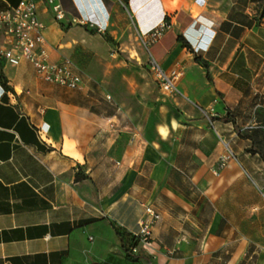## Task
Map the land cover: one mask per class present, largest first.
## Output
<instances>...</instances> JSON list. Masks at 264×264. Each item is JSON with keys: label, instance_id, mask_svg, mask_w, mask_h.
Returning a JSON list of instances; mask_svg holds the SVG:
<instances>
[{"label": "crops", "instance_id": "crops-1", "mask_svg": "<svg viewBox=\"0 0 264 264\" xmlns=\"http://www.w3.org/2000/svg\"><path fill=\"white\" fill-rule=\"evenodd\" d=\"M20 1L0 0V11ZM35 1L50 61L70 60L82 84L0 60V264H264L258 3ZM91 14L102 32L80 23ZM150 59L182 72L177 92L160 88ZM146 208L160 218L151 248L133 253Z\"/></svg>", "mask_w": 264, "mask_h": 264}, {"label": "built area", "instance_id": "built-area-1", "mask_svg": "<svg viewBox=\"0 0 264 264\" xmlns=\"http://www.w3.org/2000/svg\"><path fill=\"white\" fill-rule=\"evenodd\" d=\"M52 10L56 21L64 20L65 13L60 4H54ZM80 23L102 32L101 24L94 14L82 19ZM167 29L168 24L163 19L159 25L143 35L145 38L143 45L149 48L163 37ZM44 30L45 26L38 17V6L35 0H22L15 7L0 11V34L4 36L3 43H0V60L15 67L22 61H27L42 81L73 90L79 89L82 79L74 71L70 60L50 61ZM149 64L160 88L164 91L177 92L175 83L182 72L178 69L164 71L152 59ZM229 159V155L222 156L219 161L220 167H225ZM145 211L149 219H141L132 236L147 250L152 245V228L160 217L153 209L146 208ZM132 252H136V247L132 249Z\"/></svg>", "mask_w": 264, "mask_h": 264}, {"label": "rangeland", "instance_id": "rangeland-1", "mask_svg": "<svg viewBox=\"0 0 264 264\" xmlns=\"http://www.w3.org/2000/svg\"><path fill=\"white\" fill-rule=\"evenodd\" d=\"M145 49H148V48H146V47H144ZM132 49V48H131ZM127 50H129V49H127ZM126 50V51H127ZM114 53H117V54H119L120 56H122L123 55V53H127V52H125V49H115L114 50ZM146 55L147 56H149V53H148V51L146 52ZM149 61V60H148ZM144 68L152 75V76H154V72L151 70V68H150V64H149V62H146V65L144 66ZM257 139H258V137H257ZM258 143L255 145V148H256V150L257 151H263L264 152V136H262L260 139H258ZM132 237H134V236H132L131 235V238ZM135 238V237H134ZM137 240V239H136ZM138 241V240H137ZM152 242H153V240H152ZM138 243H139V241H138ZM147 258V260H148V262L150 263V264H152V260L154 259V257L153 256H147L146 257Z\"/></svg>", "mask_w": 264, "mask_h": 264}, {"label": "trees", "instance_id": "trees-1", "mask_svg": "<svg viewBox=\"0 0 264 264\" xmlns=\"http://www.w3.org/2000/svg\"><path fill=\"white\" fill-rule=\"evenodd\" d=\"M257 3H258V7L260 9V15L261 16H264V0H255ZM186 46L188 48H190V50H193L192 47L189 45V44H186ZM196 60L198 62H200L204 68L207 69V64L205 62H203L199 57H196ZM0 82L5 85V81L3 79L0 78ZM258 153L261 155L262 159L264 160V152L263 151H258ZM138 244V241L136 240V238L132 237L131 238V245H130V248L132 249L134 246H137ZM135 248V247H134ZM130 249V250H131Z\"/></svg>", "mask_w": 264, "mask_h": 264}, {"label": "bare ground", "instance_id": "bare-ground-1", "mask_svg": "<svg viewBox=\"0 0 264 264\" xmlns=\"http://www.w3.org/2000/svg\"><path fill=\"white\" fill-rule=\"evenodd\" d=\"M67 148V147H66Z\"/></svg>", "mask_w": 264, "mask_h": 264}]
</instances>
